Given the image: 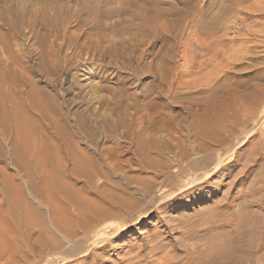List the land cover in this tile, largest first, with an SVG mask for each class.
Segmentation results:
<instances>
[{"label": "rangeland", "instance_id": "obj_1", "mask_svg": "<svg viewBox=\"0 0 264 264\" xmlns=\"http://www.w3.org/2000/svg\"><path fill=\"white\" fill-rule=\"evenodd\" d=\"M185 3L0 0V92L29 90L35 82L57 106L54 133L44 132L43 125L33 136L37 149L20 150L21 139L14 136L0 139V264L19 263L7 252L3 257L8 242L11 247L16 243L13 229L31 225L39 230L43 224L52 228L48 205L61 201L53 195L52 182L72 180L82 159L104 166L101 182L122 181L127 192L137 191L141 181L159 188L141 197L144 210L151 208L153 198L158 202L164 196L161 182L167 173L177 177L186 156L200 162L212 158L197 172L223 160L217 175L226 167L225 160L232 164L243 156L238 170L227 178L220 179V174L210 184L165 202L159 211L166 210L160 217L168 227L157 218L135 225L113 243L105 257L108 264H170L174 248L191 249L187 231L196 222L204 229L224 224L218 204L248 195L254 174L244 185L232 183L254 169L258 157L249 156L264 133V0H219L210 13L204 11L207 0H201L198 9ZM45 14L50 15L46 23ZM85 67L91 71L92 85L82 89L73 74ZM52 143L59 146L58 152ZM34 168L37 176L31 178ZM216 181L221 182L220 190ZM179 188L170 191L179 193ZM56 204L64 214L59 209L62 201ZM227 228L200 233L205 237L199 249L188 250L197 254L198 264L264 261L261 253L242 259ZM5 229L11 231L7 239ZM154 233L152 251L144 255L139 238L150 239ZM164 257L172 258L169 262Z\"/></svg>", "mask_w": 264, "mask_h": 264}, {"label": "bare ground", "instance_id": "obj_2", "mask_svg": "<svg viewBox=\"0 0 264 264\" xmlns=\"http://www.w3.org/2000/svg\"><path fill=\"white\" fill-rule=\"evenodd\" d=\"M42 20L44 23L48 22L50 15H43ZM90 72L89 67L82 68L73 74V81L82 89L90 88L92 85ZM38 85L39 83L31 82L29 90L7 88L5 92H0V139L2 138L3 141L7 135L14 136L15 140L21 139L18 144L20 150L24 151L31 148L37 149L38 144L33 140V136L40 132L43 125L46 127L42 129L44 132L54 133L55 129L51 126L55 122L53 113L57 111L54 97L45 88ZM262 113H264V107ZM256 129L257 126L252 132ZM260 140L261 144L249 156V158H253V155L258 157L253 166L254 169L244 173L241 180L232 183L234 187L244 185V182L254 174L255 176L249 184L248 195L241 198L240 201L228 199L227 202L218 204L217 208L221 211V217L225 216L227 220L225 223L222 221L224 224L217 225L214 223L215 226L211 227V225L204 229L201 224H198L199 221L195 223L194 228L187 231L188 237L186 235L185 237L191 242L190 248L193 253L199 249L198 243L204 236V234L200 235L201 232L206 235L213 228L228 227L232 233L230 236L231 243L234 244L236 252L241 253L242 259L245 260L258 253L264 255L262 254L264 252V133L261 134ZM244 143L245 141L241 145ZM51 148L57 151L59 146L52 143ZM38 153L34 155L38 156ZM102 157L109 158L108 155L104 154ZM186 158V165L182 171H178L175 179L173 173L166 172L164 181L160 185V188L164 190V196L161 195L162 198L158 202L156 197L152 199L154 203H149L152 210L151 208L143 210L144 202L141 203V197L150 196L155 193V189H159L157 187L154 189L149 181H141L137 191L127 192L122 181L106 180V182H101L100 177L105 174L104 166L95 165L86 159L80 160L78 167L74 169L72 180L52 182L54 197L56 196L62 201L61 206V201L59 205L53 203L54 207L51 204L48 205L52 217V228L43 224L39 230L34 229L31 225L25 229H13L12 232L17 238L16 243L11 247L12 243L8 242L9 246L5 248L8 249L4 251L3 257L9 253L11 257L14 256L19 261L17 264H108L109 261L105 257L108 256L113 243L119 238H123L122 236L135 225L149 223L147 219L157 218V223L161 224L162 227L167 226L166 221L160 217L162 211L165 210L159 211L163 204L193 187L206 184L209 178L217 175L221 165H223L222 160L214 168L204 166L203 171L197 172L203 162L210 164L212 158L207 156L203 158L202 162L196 156L193 159H189L188 156ZM47 161L51 163L52 159L49 157ZM32 162H37V160L34 159ZM29 175L31 178L37 176L36 169H31ZM53 176L54 174L50 178L52 179ZM225 176L224 174L221 175L220 179ZM214 183L218 185V190H220L221 182L216 181ZM78 184H82V186L77 188ZM172 187H180V192H171ZM145 199L148 200V198ZM55 204L60 206L59 209H63L64 214H59L62 212L60 210L58 212V207L55 208ZM181 223L180 220L178 225L180 226ZM200 227L204 230L199 231ZM10 232L9 229L3 231L4 239H7ZM156 233H154V237H157ZM2 248L4 249V247ZM182 248L173 249L175 256H173L170 264H198L197 254L192 252L190 254L188 250L191 249L187 248L186 250L184 246ZM171 258H167L169 262ZM167 259L165 258V261ZM262 262L261 264H264V261Z\"/></svg>", "mask_w": 264, "mask_h": 264}, {"label": "snow or ice", "instance_id": "obj_3", "mask_svg": "<svg viewBox=\"0 0 264 264\" xmlns=\"http://www.w3.org/2000/svg\"><path fill=\"white\" fill-rule=\"evenodd\" d=\"M176 3H182V0H176ZM200 3H201V0H186V3L184 4V6L198 9L200 6ZM218 6H219V0H207V3L204 5V11H205V13L214 12ZM262 99H264V97H262ZM250 147H251V144L248 145V148H250ZM241 151L246 152L247 148H244ZM240 159H243V156H240L232 164H228L227 160H225L226 167L224 169H222L220 174H226V178H227V176L229 174L236 172L239 168ZM220 174L209 178L205 185L210 184L215 179H219ZM207 203H211V198L208 199ZM156 239H157V237H154V236L150 237V239L144 238V237L139 238V242L143 243L145 245L144 255H147V253L149 251H152L151 241H155ZM161 247H163V246H161ZM181 255H183V253H181Z\"/></svg>", "mask_w": 264, "mask_h": 264}]
</instances>
